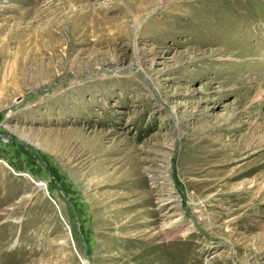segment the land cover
<instances>
[{
    "label": "rangeland",
    "instance_id": "1",
    "mask_svg": "<svg viewBox=\"0 0 264 264\" xmlns=\"http://www.w3.org/2000/svg\"><path fill=\"white\" fill-rule=\"evenodd\" d=\"M250 132L264 0H0V264H264Z\"/></svg>",
    "mask_w": 264,
    "mask_h": 264
},
{
    "label": "bare ground",
    "instance_id": "2",
    "mask_svg": "<svg viewBox=\"0 0 264 264\" xmlns=\"http://www.w3.org/2000/svg\"><path fill=\"white\" fill-rule=\"evenodd\" d=\"M84 29V28H83ZM86 30V29H85ZM85 30H83V31H85ZM62 32V31H61ZM75 32H76V30H75ZM74 33V32H73ZM83 33V32H82ZM60 34V33H59ZM73 35V34H72ZM76 35V34H75ZM85 35V34H84ZM83 36V35H82ZM61 37V36H60ZM86 37V36H85ZM70 38H72V37H70ZM254 131V130H253ZM258 131H260V130H258ZM264 136V135H263ZM263 136H261L260 134H257V133H255V132H250V134H249V138L246 140V142L245 143H241V144H239V146L238 145H236L235 147H237L238 148V150H237V152L239 151V152H245V151H249V150H252V149H254L255 147H257V143L258 142H256V138H259V140H260V142H262L263 140H264V137ZM232 146V145H231ZM223 149V148H222ZM225 149V148H224ZM218 151H220V150H218ZM229 151V150H228ZM225 153V152H224ZM215 154V153H214ZM213 154V155H214ZM221 154V153H220ZM209 160V158H206V160ZM261 159H262V157H261ZM255 160V159H254ZM251 162V161H250ZM253 162V161H252ZM248 163V165L245 163V165H242V166H244L243 168H241V169H244V168H249V167H251V166H253L254 167V169L257 167V166H260V164L259 165H257L256 167H255V164H256V162L253 164V163ZM259 162V161H258ZM203 163V162H202ZM264 163V162H263ZM262 163V164H263ZM264 165V164H263ZM252 167V168H253ZM263 166H261V168H262ZM258 168V167H257ZM260 168V167H259ZM258 168V169H259ZM254 169H252V170H254ZM192 170H194V169H190L189 171H192ZM263 170V169H262ZM206 171V170H205ZM258 171V170H257ZM210 174V173H209ZM227 174H228V172H227ZM206 176L207 175V172H202V176ZM201 176V177H202ZM256 179V182L254 183L253 181ZM207 181V180H206ZM207 183V182H206ZM211 184V183H210ZM209 184V185H210ZM198 185V184H197ZM202 185V184H201ZM226 185H228L229 187L228 188H232V187H236V188H238V190L239 191H241L242 190V194L244 195V196H246V194H247V192H249L250 190V187H253L252 188V191L254 190V195H252L251 196V198L250 199H255V198H258V199H262L263 197H264V176H262V177H259V178H257V177H251L248 181H245V186L243 187V186H240L239 187V185L237 186V185H232V184H230V183H228V184H226ZM206 186V185H205ZM202 189V188H201ZM220 189V188H219ZM223 190V189H222ZM206 191V190H205ZM220 192V191H219ZM248 194H250V193H248ZM247 194V195H248ZM228 195H230V193L228 194ZM237 195V194H236ZM259 195L261 196V197H259ZM243 199L244 200H246V199H248L247 198V196L246 197H243ZM262 229V228H261ZM263 229H264V226H263Z\"/></svg>",
    "mask_w": 264,
    "mask_h": 264
}]
</instances>
